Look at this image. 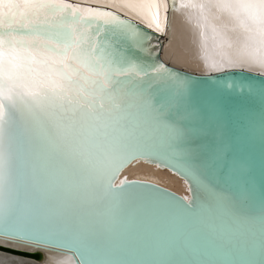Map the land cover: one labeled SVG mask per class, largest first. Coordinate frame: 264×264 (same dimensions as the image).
<instances>
[{
	"label": "snow or ice",
	"instance_id": "6c2138e0",
	"mask_svg": "<svg viewBox=\"0 0 264 264\" xmlns=\"http://www.w3.org/2000/svg\"><path fill=\"white\" fill-rule=\"evenodd\" d=\"M55 3L0 0V235L47 244L70 234L82 264H241L238 257L255 251V232L245 246L221 237L217 247L226 259L216 262L187 259L185 242L165 233L142 249L117 245L130 223L127 182L115 185L119 171L161 139L177 147L200 112L189 82L129 55L126 45L138 46L141 36L131 22L93 9L80 17L73 9L84 29L74 39L71 29L52 32L33 23L46 9L72 7ZM189 6L219 21L225 65L264 76V0H190ZM154 21L159 28L158 16ZM33 36L56 43L42 49L27 39ZM218 87L238 95L254 91L237 80ZM185 171L193 174L191 165ZM231 203L218 193L194 208L149 200L140 223L157 216L215 219ZM230 223L233 229L258 226L264 264V210L257 217L233 212Z\"/></svg>",
	"mask_w": 264,
	"mask_h": 264
},
{
	"label": "bare ground",
	"instance_id": "6f19581e",
	"mask_svg": "<svg viewBox=\"0 0 264 264\" xmlns=\"http://www.w3.org/2000/svg\"><path fill=\"white\" fill-rule=\"evenodd\" d=\"M73 1L111 8L160 33L161 39L155 40L144 36L139 31L141 34L140 44L134 48L141 50L142 56L145 58L135 57L134 54L129 55L142 63L170 65L176 69L198 74L218 73L233 69L225 65L224 62L223 39L226 37L219 21L214 19L211 13L206 12L201 15L198 8L189 6L190 0H177L176 10H172V0ZM57 5L59 4L55 3L54 6ZM71 6L64 12H52L46 9L38 14V18L34 19L33 23L39 24L42 29H50L52 32L71 29L75 39L78 33L84 29L83 21L77 20L72 10L79 9V16L86 18L90 16V13L84 9L90 8L83 5ZM144 14L148 15V21L144 20ZM157 16L159 28L156 27L154 21V17ZM25 23L29 27L32 26L29 21H25ZM27 39L32 40L42 49L50 48L56 43L55 40H49L44 36H33ZM159 52L163 63L157 61L156 55ZM170 72L189 82L191 98L197 102L195 107L200 108L201 105H204L213 112L216 111L226 130L231 134V125L227 115L218 105V102L204 93L202 88L194 87L191 81L179 75L178 72ZM257 104H260L261 111L249 122L251 126L246 129L249 131L248 133L244 129L242 133L238 132L237 138L235 137L237 141L234 143L236 148L241 149L243 146L255 145L254 137L256 136L255 132H259L258 126L264 130V96L257 99ZM238 142L246 144L238 146ZM258 148H262V144H259ZM184 149H192L191 154L185 155ZM202 150V146L200 147L198 141L193 137V132L185 141L173 149H169L161 139L156 148L136 156L119 171L115 178V185L127 182L125 187L130 196V223L125 237L117 240V245L126 251L142 249L154 244L157 237L161 233H165L169 236L178 237L185 242L188 250L187 259L194 262L204 260L216 262L226 259L222 255V250L217 247L221 237L225 238V243L231 241L233 244L245 246L250 242L249 233L255 232V251L252 253L244 252L238 259L241 264H260L258 226L252 229L244 225L238 229H233L230 223V214L234 212L241 216L257 217L264 210L263 196L258 192L256 183L250 178H244L242 173L239 176L236 168L229 171V174L238 176L240 185L238 187L233 186L236 189L225 187V183L229 186L233 184L228 180L230 179L229 175H224L225 178H221L217 171L218 168H215L211 158ZM250 151L252 152V149ZM250 151L245 152L243 150L241 155L243 158L249 159L248 161L251 163L253 157ZM260 154H264V149ZM259 155L256 153L255 157L261 161L264 156L260 157ZM242 163L238 161L239 168L244 169L245 174L248 168ZM186 165H191L193 174H186ZM217 165L222 166L223 163ZM254 174H256L255 171ZM244 180L249 181V186L257 191L256 196L250 193L248 186H244ZM230 181L234 182L232 178ZM186 182L192 185L191 188L186 186ZM213 193L221 194L232 200L231 205L221 208L215 219H209L205 216L194 223L186 220H174L171 216L163 218L157 216L144 218L143 223H140L145 204L149 200L194 208L196 204L203 203ZM50 244L53 245L48 243L35 244L24 239H12L0 235V247H4L0 248V264H48L49 261H53L55 264H76L71 254L56 247L57 245L76 247L77 245L73 242L70 234L61 233ZM126 258L138 257L128 256Z\"/></svg>",
	"mask_w": 264,
	"mask_h": 264
},
{
	"label": "water",
	"instance_id": "95a60500",
	"mask_svg": "<svg viewBox=\"0 0 264 264\" xmlns=\"http://www.w3.org/2000/svg\"><path fill=\"white\" fill-rule=\"evenodd\" d=\"M56 3L59 4L56 7H63V5L68 3V5H75L76 7H78L77 5H83L93 10L107 11L123 20L131 22L146 37H151L155 40H159L162 37L160 33L108 7L98 6L94 4H83L75 2L73 0H56ZM54 5L53 7H55ZM170 9L168 10L169 12ZM126 46L128 47L129 54H134L135 57H140L142 59L145 58L142 56L143 52L141 50L135 49L131 44H128ZM156 56L157 61L163 63L160 57V52L157 53ZM150 59L152 58L150 57ZM165 67L170 71L178 72L179 75H182L187 80L191 81L194 84V87L202 88L201 90H203L204 93L211 96L212 99L215 100V102H218V105L227 115V118L229 120L228 122L231 125V134H229V132L226 130L225 125L218 116L217 112H213V110L209 109L207 106L204 107V105H201L200 108L196 106L199 109L200 115L198 118L192 119L190 122L193 137L196 139V141H198L200 147L202 146V152L204 154H207L208 157L211 158V161H213L212 163H214L215 168H218L217 171L220 173L221 178H225L224 175L227 176L228 174L229 178L233 179L234 182L228 179L229 182L233 184L229 186V184L225 183V187L228 186L231 189H236L233 186L238 187L240 185L239 177L229 174V171H232L233 168H236L239 176H241L240 174L242 173V175H244V178H250L256 183L258 192L264 198V158L260 161L257 157H255L256 153L259 155V153L264 149V130L260 129V127L258 126L259 132H255L256 136L254 137L256 140L255 145L243 146V144L246 143L238 142V146H243V148L240 149L236 148L234 144L237 141L236 138L238 132L242 133L244 129V131L248 133L249 131L246 129H248V126H251L249 122L252 121L253 117L259 114L261 111L260 104H257V99H259V97L261 96L260 90L264 88V76L256 75L248 71H241L239 69H228L218 73L210 74H198L176 69L170 65H165ZM225 80L244 81L251 84L254 91L251 94L245 93L244 95H238L235 92H222L219 89L218 84ZM191 99L193 105L195 106L197 102L194 98ZM226 143L228 144L227 146ZM259 144H262V148H258ZM242 149L245 152H249L252 149V152H250L254 160L252 159V157H249L252 159L251 163L248 161L249 159L247 160L241 155L243 153ZM259 156L263 157L264 154H260ZM234 161L243 162L242 164L246 165L248 168L247 173L244 174V169H240L238 164L237 166L233 167L232 165ZM221 162L223 163L222 166L217 165ZM254 171L256 172V174H254ZM249 184V181L244 180V186H248L250 193L256 196L255 194H257V191L253 187L249 186ZM30 242L35 244L40 243L33 241ZM48 244L53 245L50 243ZM56 247H58L59 249H63L64 251H67L69 254H71L74 257L76 264H82L80 253L76 252L75 250L76 247L65 245H57Z\"/></svg>",
	"mask_w": 264,
	"mask_h": 264
},
{
	"label": "rangeland",
	"instance_id": "374dc122",
	"mask_svg": "<svg viewBox=\"0 0 264 264\" xmlns=\"http://www.w3.org/2000/svg\"><path fill=\"white\" fill-rule=\"evenodd\" d=\"M161 1H162V0H161ZM149 11H151V10H149ZM143 18H144V20H147V21H148V15H147V14H144V17H143ZM185 184H186V186L189 187V188H191V186H192V185H190V184L187 183V182H186Z\"/></svg>",
	"mask_w": 264,
	"mask_h": 264
}]
</instances>
